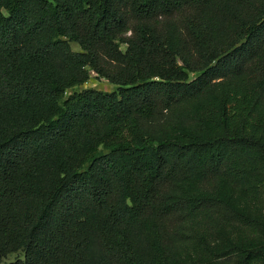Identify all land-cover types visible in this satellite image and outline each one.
<instances>
[{
    "label": "trees",
    "instance_id": "16d2710c",
    "mask_svg": "<svg viewBox=\"0 0 264 264\" xmlns=\"http://www.w3.org/2000/svg\"><path fill=\"white\" fill-rule=\"evenodd\" d=\"M226 187L264 213V0H0V264H264Z\"/></svg>",
    "mask_w": 264,
    "mask_h": 264
},
{
    "label": "rangeland",
    "instance_id": "374dc122",
    "mask_svg": "<svg viewBox=\"0 0 264 264\" xmlns=\"http://www.w3.org/2000/svg\"><path fill=\"white\" fill-rule=\"evenodd\" d=\"M72 48L75 51H81V48L77 43H71ZM82 88H94L105 92H111L116 89L114 84H111L107 79L98 76L95 72H91L90 80L82 86ZM224 196L227 197L238 209L249 213L252 216H260L264 218V213L260 210L258 199L247 194L242 190H234L226 187L223 192ZM230 241L243 240L242 234L237 229H229L225 232L221 241L226 243ZM24 252L18 251L10 254L5 258V262L15 261L19 258H24Z\"/></svg>",
    "mask_w": 264,
    "mask_h": 264
}]
</instances>
